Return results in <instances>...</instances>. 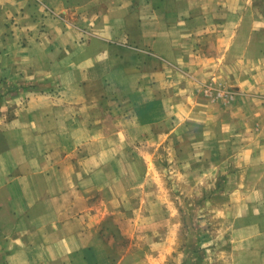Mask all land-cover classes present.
Listing matches in <instances>:
<instances>
[{
  "label": "crops",
  "instance_id": "crops-1",
  "mask_svg": "<svg viewBox=\"0 0 264 264\" xmlns=\"http://www.w3.org/2000/svg\"><path fill=\"white\" fill-rule=\"evenodd\" d=\"M0 88V264L177 253L127 243L166 146L220 175L212 264H264V0H0Z\"/></svg>",
  "mask_w": 264,
  "mask_h": 264
},
{
  "label": "rangeland",
  "instance_id": "rangeland-1",
  "mask_svg": "<svg viewBox=\"0 0 264 264\" xmlns=\"http://www.w3.org/2000/svg\"><path fill=\"white\" fill-rule=\"evenodd\" d=\"M206 89L208 95L214 92V89L206 87L204 90ZM1 90L0 88V120L6 117L2 107L8 96ZM216 96L215 98L220 97V95ZM150 148L153 149L151 144L149 146L146 143V149L150 150ZM155 160L159 168H155V174L150 177L145 190L140 191L145 201L136 209L139 210L140 223L146 222L147 225L145 237L142 238L141 234V240L135 236L127 240V243L134 247L140 244L147 251H152L153 246L158 242L164 245L172 235L174 240L172 245L177 253H167L166 256H162V262L157 264H212L214 253L208 251L215 246L218 239L216 236L213 239L207 236L220 233L221 224L217 216L218 198L223 196V193L215 186L220 175L214 172L206 176L198 175L193 183L185 184L177 182L175 173L171 171L168 146L156 151ZM157 213H160L162 218L156 217ZM152 216L155 217L154 219H162L159 229H152L149 226Z\"/></svg>",
  "mask_w": 264,
  "mask_h": 264
}]
</instances>
